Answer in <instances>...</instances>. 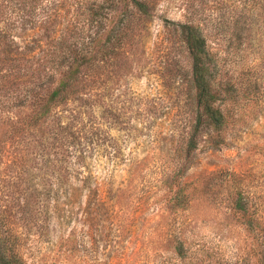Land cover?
<instances>
[{
  "label": "rangeland",
  "instance_id": "rangeland-1",
  "mask_svg": "<svg viewBox=\"0 0 264 264\" xmlns=\"http://www.w3.org/2000/svg\"><path fill=\"white\" fill-rule=\"evenodd\" d=\"M146 1L148 18L125 3L109 18L123 42L92 89L24 129L13 125L23 111L0 110V237L13 234L25 264L262 262L264 0ZM184 22L206 35L229 111L189 153Z\"/></svg>",
  "mask_w": 264,
  "mask_h": 264
},
{
  "label": "trees",
  "instance_id": "trees-1",
  "mask_svg": "<svg viewBox=\"0 0 264 264\" xmlns=\"http://www.w3.org/2000/svg\"><path fill=\"white\" fill-rule=\"evenodd\" d=\"M42 1L0 0V22L4 23L0 25V66L8 64L7 70L0 67V110L23 111L19 120L13 121L17 128L35 126L81 89H92L99 80L100 72H96L104 57L113 58L110 64L115 63L114 54L124 35L120 19L108 32L106 29L119 3L130 4L132 16L149 17L146 0H81L77 6L68 7L72 13L64 5L66 0H46L51 6L42 5ZM177 26L191 56L194 109L185 142L189 153L197 147L203 129L220 135L229 111L221 105L222 87L216 80L202 28L189 22ZM16 29L22 30L19 35L13 33ZM20 41L22 45L17 44ZM238 200L236 208L245 215L246 202ZM245 226L250 231L251 221ZM13 239L10 231L0 237V264H25L15 251ZM177 254L183 256L185 250L178 247ZM261 261L264 264V257Z\"/></svg>",
  "mask_w": 264,
  "mask_h": 264
}]
</instances>
